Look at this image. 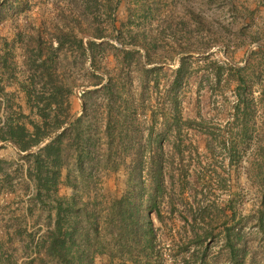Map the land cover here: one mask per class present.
<instances>
[{
  "label": "rangeland",
  "instance_id": "1",
  "mask_svg": "<svg viewBox=\"0 0 264 264\" xmlns=\"http://www.w3.org/2000/svg\"><path fill=\"white\" fill-rule=\"evenodd\" d=\"M88 1L0 0V53L9 65L0 74L6 85L2 98L19 103L37 120L20 87L31 73L29 57L40 45L51 64L57 57L54 36L70 32L85 43H109L94 63L76 46L64 48L57 58L61 77L56 84L63 85L59 99H70L72 120L82 115L86 102L91 123L102 129V117L93 112L100 94L89 92L112 78L123 95L135 94L142 80L150 94L145 90L148 106L139 119L149 122L153 110L162 129L163 92L186 57L181 113L184 121L201 125H185L177 140L170 134L164 142L167 191L161 203L167 226L152 215L155 240L153 252H144L148 262L139 258L137 247L128 251L134 250L138 264H264V0H91L87 8ZM99 32L106 37L94 39ZM112 45L139 55L121 69L122 54ZM218 65L224 67L220 79ZM144 68L157 70L146 73ZM10 114L16 118L18 110ZM6 115L1 113L0 125ZM0 146L3 168L13 179L0 184V264H62L37 253V243L52 226L50 211L33 200L24 154L10 143ZM66 175L67 169L63 180ZM210 176L214 180L207 184ZM127 180L125 168L97 173L90 188L79 184L77 199L89 203L90 210L107 209L125 195ZM73 194L72 187L60 186L62 198ZM229 232L235 250L227 241ZM113 252V259L95 255L94 264H122L128 257L126 251Z\"/></svg>",
  "mask_w": 264,
  "mask_h": 264
},
{
  "label": "trees",
  "instance_id": "2",
  "mask_svg": "<svg viewBox=\"0 0 264 264\" xmlns=\"http://www.w3.org/2000/svg\"><path fill=\"white\" fill-rule=\"evenodd\" d=\"M92 1H88L87 8H90ZM194 17L197 18L196 15ZM105 37L100 32L93 35L97 40ZM53 42L57 44L56 48L51 46L56 59L50 64L48 59L43 58L39 45L37 51L29 57L31 73L25 83L20 84L21 90L26 94L30 112L38 117L37 120L25 114L19 103L2 98L6 93V85L0 79V115L4 111L7 113L0 125V144L10 143L20 154H24L22 158L27 164L25 177L35 189L33 200L50 211L48 218L52 229L37 243V253L44 252L62 264H94L95 255H109L113 259V250L118 249L126 251L123 256H128L123 259L122 264H138L134 250L128 251V248L135 246L141 253L139 258H145L144 261L148 262L144 252H153L155 240L152 215L167 226L161 203L167 191L164 142L170 134L175 135L176 139L185 125H201L197 120L184 121L181 113L179 99L183 80L189 74L188 59H181L174 81L163 92L165 124L162 129L157 127L160 119L153 110L149 122L139 119L140 114L147 110L145 94H150L149 84L141 80L135 94L123 95V88L112 78L99 89L89 92L100 94L99 101L93 105V112L104 121L101 129L91 123L88 112L90 106L86 102L82 115L72 120L74 114L70 99H59L63 85L56 84L61 77L57 58L64 48L73 50L76 46L82 53L91 56L94 63L99 49L102 50L109 43H85L83 38L70 32L56 34ZM111 48L122 54V61H117L121 69L130 64V59L139 55L138 51L121 50L113 45ZM48 58L52 59L51 56ZM151 61L149 58L147 65ZM218 66L217 77L220 79L221 69L224 67ZM8 68L7 58L0 53V74ZM144 70L151 73L157 69ZM243 82L241 77L240 84ZM156 88L159 90V85ZM237 89H241V86L238 85ZM238 93L239 98H242V94ZM15 108L18 110L16 118L10 114ZM240 108L241 105L235 107L237 115ZM62 109L66 110L64 114ZM146 127L148 128L145 129ZM47 140L49 142L41 147ZM174 144L176 149L181 148L177 145L178 141ZM1 148L3 147L0 146ZM35 148L38 150L35 151ZM4 164L6 162L0 159L1 185L13 182L11 175L4 170ZM121 168L128 172L127 191L107 209L90 210L89 203L77 199L79 184L88 189L95 174L118 172ZM66 169V179L63 180ZM207 178V184L214 180L211 176L210 179ZM182 182H187V179ZM63 184L75 190L71 198L59 196L60 186ZM30 237L35 242L33 235ZM227 241L235 250L230 232L227 234Z\"/></svg>",
  "mask_w": 264,
  "mask_h": 264
},
{
  "label": "water",
  "instance_id": "3",
  "mask_svg": "<svg viewBox=\"0 0 264 264\" xmlns=\"http://www.w3.org/2000/svg\"><path fill=\"white\" fill-rule=\"evenodd\" d=\"M44 146V143L41 145V147Z\"/></svg>",
  "mask_w": 264,
  "mask_h": 264
}]
</instances>
